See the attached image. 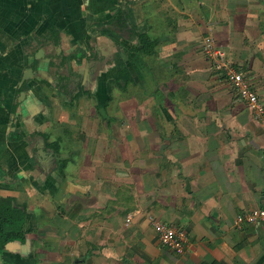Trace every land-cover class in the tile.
<instances>
[{"label": "crops", "instance_id": "crops-1", "mask_svg": "<svg viewBox=\"0 0 264 264\" xmlns=\"http://www.w3.org/2000/svg\"><path fill=\"white\" fill-rule=\"evenodd\" d=\"M5 197L0 264H264V220L234 224L264 210V0H0Z\"/></svg>", "mask_w": 264, "mask_h": 264}, {"label": "built area", "instance_id": "built-area-1", "mask_svg": "<svg viewBox=\"0 0 264 264\" xmlns=\"http://www.w3.org/2000/svg\"><path fill=\"white\" fill-rule=\"evenodd\" d=\"M211 46V42L208 41L205 44L204 52L212 57L215 67L222 71L223 81L238 94L248 109L257 114H262L263 106L260 103L257 94L251 88L247 78L244 77L243 73L232 66H228L221 62V52L213 49ZM262 220H264V210H252L237 216L234 224L236 226L242 222L256 224ZM150 221L160 244L168 247L176 254H181L184 247V235H182V233H180L174 226L167 225L160 220L150 218Z\"/></svg>", "mask_w": 264, "mask_h": 264}, {"label": "trees", "instance_id": "trees-1", "mask_svg": "<svg viewBox=\"0 0 264 264\" xmlns=\"http://www.w3.org/2000/svg\"><path fill=\"white\" fill-rule=\"evenodd\" d=\"M25 215V207L18 205L14 198H0V250L13 241L24 240Z\"/></svg>", "mask_w": 264, "mask_h": 264}]
</instances>
